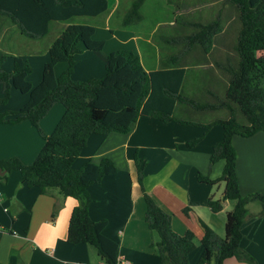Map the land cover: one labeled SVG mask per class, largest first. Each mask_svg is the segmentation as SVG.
<instances>
[{
    "label": "trees",
    "instance_id": "trees-1",
    "mask_svg": "<svg viewBox=\"0 0 264 264\" xmlns=\"http://www.w3.org/2000/svg\"><path fill=\"white\" fill-rule=\"evenodd\" d=\"M224 1L228 3L224 6L227 14L221 10L207 20L193 18L188 7H184L171 25L173 36L162 37L174 50L163 57L161 67L153 70L143 66L135 50L121 47L108 54L104 75L75 79L78 54L85 48L102 50L106 44L104 39L95 38L96 27L88 23L70 22L60 30L49 46V60L37 85L30 80L33 67L25 55H14L0 48V122L29 120L45 138L32 163H24L16 156L0 158V180L19 170L24 182L39 187L42 193L58 188L64 196L76 198L79 203L70 216L67 240L71 244L95 245L106 264H121L119 243L105 234L107 220L91 218L88 188L119 169L109 157L99 163L85 161L78 168L74 162L91 134L127 133L141 115L205 128L215 123L222 125L223 138L213 145L209 160V168L224 160L222 175L216 179L199 173L198 179L209 183L224 180L225 198L236 203L226 214L224 237L201 221L204 251L196 264H211L213 259L215 264H225L229 257L256 264L255 257L241 246L242 226L249 218L264 215V193L241 192L233 136L248 137L264 131V0ZM144 2L132 1L124 17L125 26L143 18ZM108 7L109 0H0V34L5 27L16 25L23 35L40 38L57 21L97 16ZM232 14L235 19L228 28L232 29L234 22L237 25L235 31L228 32L225 23ZM8 59L12 61L11 70L4 68ZM61 62L67 63V68L57 76L55 66ZM198 64L203 68L200 78L208 80L205 87L208 98L199 101L183 90L189 72L192 80L196 78L194 66ZM13 89L28 94V100L17 110L5 108ZM55 103H62L65 112L54 130L46 134L40 122ZM177 108L180 112L184 110V114L176 115ZM239 114L243 115V121ZM203 115L211 120H202ZM201 140L202 136L195 137L188 144L193 146ZM134 162L146 202V221L159 234L153 245L157 247L160 264H190V254L197 248L194 231L174 230L173 214L145 186L146 160L136 154ZM223 200L210 197L207 204L213 212H219L224 208ZM254 202L261 206L258 212L250 209Z\"/></svg>",
    "mask_w": 264,
    "mask_h": 264
},
{
    "label": "crops",
    "instance_id": "crops-1",
    "mask_svg": "<svg viewBox=\"0 0 264 264\" xmlns=\"http://www.w3.org/2000/svg\"><path fill=\"white\" fill-rule=\"evenodd\" d=\"M110 1L107 10H110L107 18L109 22L112 12L119 5V0H113L112 3ZM128 6L130 7L129 3H125V7ZM126 14L127 12L124 16ZM76 17L70 21H59L60 27L55 22L53 27L55 25L56 32H59L70 22H78ZM143 19L144 14L141 20ZM122 25L128 28V25ZM107 27L111 29L109 23ZM124 27L113 32L114 37L122 39V43H130L132 40L141 42L138 40V33H134L133 29L125 30ZM44 37L31 39L23 35L16 25L5 27L0 34L1 49L14 55H25L32 64L30 80L34 85L41 81L44 65L49 60V50L42 55L34 51L42 47ZM143 44L146 47L145 42ZM138 47L142 51L139 45ZM27 49L34 52H23ZM113 49L106 44L102 50L83 49L78 54L79 61L75 65L73 77L85 80L104 75L107 56ZM137 49L133 48L141 58ZM163 57L160 61L155 58L158 66L154 69L162 66ZM6 65L7 70L12 69L11 59L7 60L4 66ZM66 68L67 63H58L55 74L60 75ZM27 100L28 94L13 89L5 108L17 110ZM64 112L65 106L55 103L41 119L42 130L50 134ZM209 120L211 118L207 121ZM199 136H202L199 143L193 146L188 144L189 140ZM222 138L223 127L220 123L205 128L176 121L163 122L148 115H141L127 133H93L89 136L87 145L74 166L78 168L85 161L99 163L103 158L109 157L119 169L89 186L88 209L94 220H107L104 232L119 243L121 264H160L157 247L153 245V242L159 240V234L146 221V202L134 162L136 154L146 160L145 186L156 201L173 214L174 230L184 233L191 229L195 233L197 248L190 254V264H196L204 251L201 244L204 233L201 221L211 226L219 235L225 234L226 214L236 201L225 198L224 180L209 183L198 179L199 173L216 179L222 175L224 160L209 168L213 145ZM44 143L45 138L29 120L0 122V158L16 156L24 163H32ZM233 144L237 151V174L241 192L264 193V131L248 137L235 135ZM210 197L224 199V208L213 212L207 204ZM78 203L76 198L64 196L58 188L42 193L39 187L28 186L19 170L11 171L6 180H0V264H94L103 261L95 245L71 244L67 240L70 216ZM250 209L258 212L261 206L254 202ZM242 230L244 236L241 246L255 257L256 264H264V215L246 220ZM225 264L253 263L229 257Z\"/></svg>",
    "mask_w": 264,
    "mask_h": 264
},
{
    "label": "rangeland",
    "instance_id": "rangeland-1",
    "mask_svg": "<svg viewBox=\"0 0 264 264\" xmlns=\"http://www.w3.org/2000/svg\"><path fill=\"white\" fill-rule=\"evenodd\" d=\"M132 1L133 0H119L118 8L114 12H112L110 22L107 20L110 10L98 16L76 17V21L94 25L97 28L95 38L100 37L104 39L108 48L116 49L122 46L129 48L133 47L136 49L138 48L137 50H139V53L141 54L144 67H146L147 69H154L158 66L155 62V58L159 59L160 61L161 57H165L167 54L173 52V46H171V44L162 37L163 35L173 36L174 31L172 30V26L176 22L177 15L182 12V9L184 7H188L187 10L191 15H193V18L199 16V18L202 20L212 19L216 17V14L221 10L224 14H227L228 12V10L224 8V6L228 5V3L224 0H182L181 3H179V1H176L175 3L168 2V0H146L141 9L144 12V19L141 20L138 24L128 25L127 28L122 25L125 17L124 15L126 12H128L129 7H125V3H129V5H131ZM110 2L112 3L113 0H111ZM177 5H179V7ZM233 19H235L234 14L229 16L228 20L225 23V28L228 30V32L235 31L234 26L237 25L236 22L232 24V29L228 28L229 26H231V22H233ZM108 23L110 24L111 29H108ZM55 25L60 27L61 23L58 21L55 23ZM55 25L54 27H51L50 32L43 38L42 47L34 50L35 52H38V54L42 55V53L44 54L46 51H48L49 46L58 36L60 31L56 32L55 28L57 29V27H55ZM123 27L125 30L133 29L132 31H134V33H138V40L141 42L132 40V42L130 43H122V39L114 37L113 32L117 31L118 28L121 29ZM143 42H145L147 48L145 47ZM138 45L142 48V51H140ZM34 51H29L27 49L23 52L33 53ZM7 67V65L4 66L5 69ZM194 70L196 78L192 80V74L191 72H189L187 79L184 82L185 86L183 90L186 94L193 97L195 100H206L208 96L206 94L205 87L208 80H206L205 82L204 77L202 79L200 78V75L203 74V68L201 65L198 64L194 66ZM203 82H205V85H203ZM187 86H190L192 90H190ZM180 110L183 113L179 111V108H177L175 114L178 116L183 115L185 111L182 109ZM200 118L207 121L211 117L203 115ZM239 119L241 121L244 120L242 114H239ZM220 236L224 237L225 234H222ZM211 264H215L214 259L212 260Z\"/></svg>",
    "mask_w": 264,
    "mask_h": 264
},
{
    "label": "built area",
    "instance_id": "built-area-1",
    "mask_svg": "<svg viewBox=\"0 0 264 264\" xmlns=\"http://www.w3.org/2000/svg\"><path fill=\"white\" fill-rule=\"evenodd\" d=\"M94 264H106V262L105 261H101L99 263H94Z\"/></svg>",
    "mask_w": 264,
    "mask_h": 264
}]
</instances>
